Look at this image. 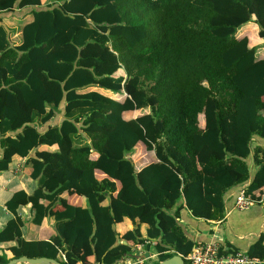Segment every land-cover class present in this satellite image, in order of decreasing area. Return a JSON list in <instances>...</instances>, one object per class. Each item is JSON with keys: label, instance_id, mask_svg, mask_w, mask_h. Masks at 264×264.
Masks as SVG:
<instances>
[{"label": "trees", "instance_id": "1", "mask_svg": "<svg viewBox=\"0 0 264 264\" xmlns=\"http://www.w3.org/2000/svg\"><path fill=\"white\" fill-rule=\"evenodd\" d=\"M18 1L41 7L0 0V14ZM255 27L264 41V0H52L16 30L1 24L0 174L12 157L47 153L30 162L35 190L6 203L13 218L0 243L11 244V259L157 264L197 245L170 213L180 202L212 222L223 221L232 188L247 183L244 196L260 202L264 58L250 45ZM12 91L15 108L5 102ZM143 156L153 160L137 170ZM23 199L36 227L59 206L48 241L21 238ZM137 244L154 255L140 257ZM246 255L264 264L263 239Z\"/></svg>", "mask_w": 264, "mask_h": 264}, {"label": "crops", "instance_id": "2", "mask_svg": "<svg viewBox=\"0 0 264 264\" xmlns=\"http://www.w3.org/2000/svg\"><path fill=\"white\" fill-rule=\"evenodd\" d=\"M40 3L41 7L30 6L20 8L19 1L16 2V6L11 12L0 14V25L2 24L8 30H16L22 22L31 21L32 11L44 9L46 5L52 3V0H40ZM245 33L249 38V33L256 37L257 27L250 30L249 33ZM15 41L16 43H19L17 37L15 38ZM250 41H252V43L250 42L251 46L258 45V51L261 53L260 56L264 58V41L257 37L255 40L254 38H250ZM12 95L14 96V100L6 99L5 102L15 108L16 106L14 103L18 94L17 92L12 91ZM61 109L62 111L56 116V119L53 122L55 124H58L63 119V104L61 105ZM137 114V112H133L124 117L134 119ZM255 140L260 145H264L262 140L257 138ZM46 154L47 153L31 152L25 158L12 157V163L9 169L0 174V230L4 227L7 221L13 218L12 213L6 208V203L10 200L12 195L19 191L30 195L35 190L36 181L30 178L31 163L41 162ZM0 155H2V150H0ZM152 160L153 158L149 156H147V158L143 156L140 159H138V157L133 159L134 166L137 170L145 166L146 161ZM251 171L252 173L254 172L253 169ZM96 175L100 180L104 179V176L101 173L98 172ZM246 185L247 183L241 187L232 188L224 195L225 215L222 222H212L192 218L181 202L177 204L170 213L174 211L178 212L177 222L184 234L194 244L215 243L222 250H234L246 254L259 238L263 239L264 245V189L260 192L261 201L255 202L249 209L239 211L234 206L237 193L239 190H243ZM69 199L76 202L78 200V195L75 192L70 191ZM17 206V216L22 222V228L20 229L21 238L25 241L31 242L38 240L48 241L52 236L53 230V219L51 215L59 211V206H56L50 211L48 218L44 219L39 227L32 224L31 220L34 212L25 199L18 201ZM143 230L144 227H142V231ZM84 242L83 252L86 253L88 261L94 262L95 250L90 246L88 240H85ZM10 246L11 244L0 243V255H6L9 260H11V255L7 252V248ZM142 255L153 256L154 253H152V251L146 252L144 247L141 249V254L139 256L142 257Z\"/></svg>", "mask_w": 264, "mask_h": 264}, {"label": "built area", "instance_id": "3", "mask_svg": "<svg viewBox=\"0 0 264 264\" xmlns=\"http://www.w3.org/2000/svg\"><path fill=\"white\" fill-rule=\"evenodd\" d=\"M254 203L255 201L244 196V192L241 189L237 193L234 206L237 210L244 211L249 209ZM142 248L141 244H137L132 250L141 253ZM221 250L215 243L197 244L186 257L179 256L183 259L184 264H261L259 260L249 258L244 253L221 254ZM147 260V258L136 261L126 259L122 264H145Z\"/></svg>", "mask_w": 264, "mask_h": 264}, {"label": "water", "instance_id": "4", "mask_svg": "<svg viewBox=\"0 0 264 264\" xmlns=\"http://www.w3.org/2000/svg\"><path fill=\"white\" fill-rule=\"evenodd\" d=\"M7 264H60L59 262L46 258L38 259H28L26 257H21L17 259H11ZM157 264H184L183 259L179 255L172 256L169 259L158 262Z\"/></svg>", "mask_w": 264, "mask_h": 264}, {"label": "rangeland", "instance_id": "5", "mask_svg": "<svg viewBox=\"0 0 264 264\" xmlns=\"http://www.w3.org/2000/svg\"><path fill=\"white\" fill-rule=\"evenodd\" d=\"M241 32H242V28H240V29L237 31L236 35L241 34ZM154 264H155V263H154Z\"/></svg>", "mask_w": 264, "mask_h": 264}]
</instances>
